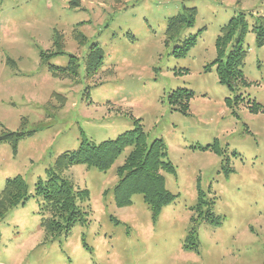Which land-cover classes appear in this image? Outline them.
<instances>
[{
  "label": "rangeland",
  "instance_id": "rangeland-1",
  "mask_svg": "<svg viewBox=\"0 0 264 264\" xmlns=\"http://www.w3.org/2000/svg\"><path fill=\"white\" fill-rule=\"evenodd\" d=\"M74 1L0 0V130H16L23 118L26 129L47 125L20 140L16 151L0 143V189L20 175L29 192L23 206L0 220V264H264V45L256 46L248 31L245 83L234 91L218 82L215 66L206 69L217 55L220 27L240 12L251 26L264 16V0ZM183 5L197 9L185 34L205 29L177 56L164 30ZM54 33L63 54L44 63L40 51L53 50ZM91 44L102 48L103 64L87 75ZM69 54L80 64L78 74L53 77L48 64L62 66ZM177 88L193 91L186 113L168 101ZM54 93L65 98L62 107ZM237 94L242 100L229 103ZM253 101L260 110H249ZM136 119L148 141L161 138L167 146L175 172L163 175L174 201L155 222L140 194L117 205L115 167L126 148L105 171L85 164L64 171L89 199L80 203L83 218L53 238L40 227L38 178L82 136L112 139ZM214 142L222 156L202 149ZM197 183L220 221L198 222L196 249L186 250Z\"/></svg>",
  "mask_w": 264,
  "mask_h": 264
},
{
  "label": "trees",
  "instance_id": "trees-1",
  "mask_svg": "<svg viewBox=\"0 0 264 264\" xmlns=\"http://www.w3.org/2000/svg\"><path fill=\"white\" fill-rule=\"evenodd\" d=\"M118 1V0H117ZM72 5L74 0H70ZM197 9L194 6L183 5L181 11L167 18L164 35L166 43H174L172 53L177 56L185 55L195 44L200 32H185L191 28L196 19ZM254 33L255 45H264V16H257L250 26L243 12L232 16L228 22L222 25L215 39L217 48L216 57L206 65L209 70L216 67L218 82L229 90H236L238 85L244 84L242 67L247 55V49L243 45L248 31ZM180 36L181 39L179 38ZM62 38L60 34H53V50L40 51V59L47 63L51 58L63 54L61 49ZM229 44L230 48L225 54L224 48ZM225 56L224 58H222ZM103 64V51L98 44H91L84 57L83 67L87 75L95 73ZM80 64L74 55L69 54L67 62L62 65L48 64V70L53 77L77 75ZM193 91L186 88H177L170 92L168 101L173 109L186 113L188 100ZM59 100L62 107L65 98L59 94L52 95ZM242 100V95L237 94L233 103ZM235 103V104H236ZM261 107L255 101L249 106L250 111L260 110ZM27 119L23 118L16 130L2 128L0 130V143L7 142L13 151H16L18 142L32 135L46 124L36 125L26 129ZM128 151L123 161L115 167L117 181L113 186L114 199L119 206H125L132 202L135 194L142 196L143 202L150 210L151 219L156 221L163 207L174 201L176 194L166 188L163 172L174 173L175 168L168 159L167 146L161 138L147 140V135L140 124L139 119L134 120L133 127L119 133L115 138L94 142L82 136L77 148L65 150L58 154L53 163L46 168L45 177L38 178L34 192L41 198L38 214L40 215V227L53 236H61L68 232L72 226L83 218L84 212L80 203L89 199L87 189L74 187L63 173L73 165L85 164L99 170H107L126 149ZM202 149L213 150L222 156V150L214 142ZM229 169H226V173ZM29 198L27 184L20 175L9 177L4 181L0 189V220L11 210L23 206ZM214 201L206 196L197 183V199L192 207L194 216L190 218V227L183 240L186 250H195L197 244V224L207 221L218 224L219 217L211 210ZM264 251V250H263Z\"/></svg>",
  "mask_w": 264,
  "mask_h": 264
}]
</instances>
